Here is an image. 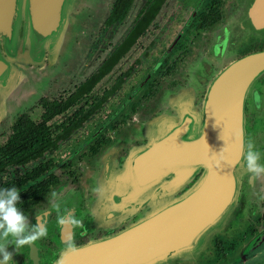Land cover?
Segmentation results:
<instances>
[{
    "label": "flooded vegetation",
    "instance_id": "flooded-vegetation-1",
    "mask_svg": "<svg viewBox=\"0 0 264 264\" xmlns=\"http://www.w3.org/2000/svg\"><path fill=\"white\" fill-rule=\"evenodd\" d=\"M166 2L144 0L124 36L66 96H39L50 88L46 74L40 71L36 73V92L25 106L4 104V99L0 103L2 148L16 119L29 117L27 108L37 96L34 103L41 113L34 122L43 112L41 100L61 103L74 99L68 109L46 123L50 137L58 138L53 150L25 164L10 165L0 159V188H24L48 173L19 193L21 203L17 205L31 226L37 224L36 215L49 212L48 236L35 245L16 249L9 245L12 264H264V237L256 239L264 231V177L253 180L245 170L236 200L243 211L224 230L218 231L215 223L186 236L180 232V217L175 211L180 199L202 180L200 105L209 85L230 64L264 52V0H174L172 7H167L168 14L156 33L159 35L107 87L98 94L93 92L153 25ZM114 3L102 28L120 24L133 0L120 21L106 24ZM156 5L153 18L108 72L88 94L74 98L77 88L98 71ZM57 66L48 71L49 78L59 74ZM263 76L264 72L254 78L243 98L245 144L263 123L257 116H248L246 104L255 102L257 93L264 103ZM162 100L170 114L178 111L180 121L159 129L162 144L153 141L146 145L138 127L158 114ZM188 104L194 105L193 113L186 110ZM58 118L62 119L54 123ZM257 149L264 154L263 146ZM54 191L59 194L60 214L67 209L84 220L87 232L81 236L82 230L75 229V243L80 252L88 253L86 256L64 251L58 213L52 207ZM159 226L163 231L161 245ZM143 241L149 248L147 256L139 255L138 245ZM160 246L164 249L154 253Z\"/></svg>",
    "mask_w": 264,
    "mask_h": 264
},
{
    "label": "water",
    "instance_id": "water-1",
    "mask_svg": "<svg viewBox=\"0 0 264 264\" xmlns=\"http://www.w3.org/2000/svg\"><path fill=\"white\" fill-rule=\"evenodd\" d=\"M86 2L0 0V103L4 99V104H7V97L10 98L8 104L13 106L23 105L29 100L36 90L37 71L48 73L46 70L64 55L72 21ZM262 72L264 52L234 62L213 79L201 102L202 180L180 199L175 208L180 217V232L184 231L186 236L200 228L203 230L206 225L217 223V230L221 231L225 224H229L226 218L232 216L235 207L241 168L242 150L235 137L238 132L243 133V98L254 78ZM164 123L161 119L154 120L152 128L162 129ZM160 133H155L158 136L153 144H162L163 134ZM47 175L20 188L19 193ZM158 231L161 245L163 231L160 226ZM263 237L264 231L256 239ZM138 249L139 255L149 254L145 241L139 243ZM163 249L160 246L153 251L156 253ZM85 254L88 253L79 251L77 255ZM90 264L100 263L93 261Z\"/></svg>",
    "mask_w": 264,
    "mask_h": 264
},
{
    "label": "rangeland",
    "instance_id": "rangeland-1",
    "mask_svg": "<svg viewBox=\"0 0 264 264\" xmlns=\"http://www.w3.org/2000/svg\"><path fill=\"white\" fill-rule=\"evenodd\" d=\"M112 2L113 0H87L84 7L75 15L72 21L70 36L65 48L66 51L64 52V55L59 59V61L62 60L61 63L59 64L58 61L51 68L46 70V71L53 70L54 66L58 65L57 67H59V74L55 76L56 78L55 77L49 78L50 76L49 72L44 73L42 71L43 72L42 75L46 74L45 78L48 80L47 86L50 87L51 89L49 88L39 96L50 97V99L52 97L53 98L64 97L69 93L70 89L76 83H79L84 77L91 74L100 64L102 59L109 53V51L114 47V45L127 32L131 24V21L134 17L136 9L144 2V0H133V3L131 4L128 10L126 18L120 24H117L111 28H102L103 19L105 15H107V12L109 11ZM173 2L174 0H167V2L161 7L159 13L157 14L153 22V25H151L147 29L146 33L137 40L136 44L131 48V50H129L127 55H125L122 58V60L119 62L116 68H114L112 73L105 80H103V82H100L97 85V87H95V90L93 92L98 94L100 91H102L104 87H107L112 82V80L115 79L119 71H123L124 69H126L138 56L141 50H143L144 47L149 45V43L157 35L156 33L160 31L161 25L165 20L166 15L168 14V8H169L168 6L172 7ZM67 52H69L67 58L63 59L65 58ZM45 64L47 65L46 60H45ZM64 72H67V75L63 74ZM260 80L261 82H264V76ZM38 81L40 82L41 78H39ZM128 82H130V80H128ZM262 86L264 88V83ZM39 96L36 97V100L38 99ZM170 96H175V94H171ZM260 100L261 99L259 100L256 99L255 102L253 100L254 103L252 102L251 104L247 102L246 103L247 111H248V116L250 115L257 116L264 123V112H263L264 103H262V101L260 102ZM5 101L10 102V98L7 97ZM35 101L29 104L27 108V112H29L28 115L33 121H37L39 118V114L41 113V111H39V108L36 106L37 103H34ZM160 102H161L160 103L161 108L158 109L159 110L158 114L154 116L151 120L146 122L145 124H142L138 127L141 129L140 130L141 136L147 139V141L145 142L146 145L151 144L155 139H157L158 135L156 136L155 133L157 134L160 132L159 129L152 128V124L154 120L161 119L165 122L162 130L167 126L177 125L180 121V117L176 115V113L178 112L177 110L174 111V113L170 114L169 109H166V102H163V100ZM197 106L198 105H196V108ZM187 107H188V109H186L187 111L190 112L194 111V105L188 104ZM175 117H178L179 119L175 120ZM61 119L62 118L56 119L54 123H58ZM263 123L259 124V126L256 128V131L253 133V136L251 137L252 138L251 141L255 143L256 148L260 146L264 147V141L262 140L264 139ZM243 140H244V136H243ZM243 155L244 153L242 151L241 168L238 175L236 198L234 201L235 207L233 209V213L232 211L230 212V214L232 213L231 216L232 219L231 217L228 218V216L226 218V221L229 224L226 225L224 223L225 228L226 226H229L233 222V220L243 211V207L241 208L236 205V200L239 197L238 195L240 190V182L243 179V177H245V169L243 167V163H244ZM217 225L218 224L216 223V227ZM260 251L262 252V248ZM159 263L160 262H158L157 264Z\"/></svg>",
    "mask_w": 264,
    "mask_h": 264
},
{
    "label": "clouds",
    "instance_id": "clouds-1",
    "mask_svg": "<svg viewBox=\"0 0 264 264\" xmlns=\"http://www.w3.org/2000/svg\"><path fill=\"white\" fill-rule=\"evenodd\" d=\"M259 100V94H254ZM240 149L244 153L243 167L246 172L251 174L253 180L264 177V163H262V154L255 146V143L249 140L246 144L243 140V133L238 132L235 137ZM19 189L15 186L11 188H0V264H12V253L7 251L9 245L14 248H21L28 245H35L37 241L48 236L49 212L36 215L37 224L31 226L28 216L17 205L21 203ZM58 193L52 192V207L57 211L56 222L62 228L63 245L66 254L77 255L80 251L75 243V229H81L80 235L86 234L84 220L77 218L71 211L65 209L60 214V202Z\"/></svg>",
    "mask_w": 264,
    "mask_h": 264
},
{
    "label": "trees",
    "instance_id": "trees-1",
    "mask_svg": "<svg viewBox=\"0 0 264 264\" xmlns=\"http://www.w3.org/2000/svg\"><path fill=\"white\" fill-rule=\"evenodd\" d=\"M131 1L132 0H115L106 24L120 21ZM157 8L158 5L154 6L153 11L149 13L148 17H143L136 23L124 42L111 54V57L103 63L96 73L89 76L77 88L76 92L73 94L74 98L90 92L100 78L108 72L109 68L119 58L120 54L124 53L134 42L135 38L142 33L145 26L155 15ZM73 100L72 98L61 103L41 100L40 103L43 107V112L38 122L32 121L26 115L19 116L11 127V132L5 146L0 148V159L8 161L10 165L25 164L53 150L58 138L50 137L49 126H47L46 123L54 116L68 109L73 104Z\"/></svg>",
    "mask_w": 264,
    "mask_h": 264
},
{
    "label": "crops",
    "instance_id": "crops-1",
    "mask_svg": "<svg viewBox=\"0 0 264 264\" xmlns=\"http://www.w3.org/2000/svg\"><path fill=\"white\" fill-rule=\"evenodd\" d=\"M35 92H36V90H35ZM35 92L30 96V98H29V100L31 99V97L35 94ZM29 100L25 103V104H23V105H20V106H16L17 108L18 107H22V106H25L28 102H29Z\"/></svg>",
    "mask_w": 264,
    "mask_h": 264
}]
</instances>
